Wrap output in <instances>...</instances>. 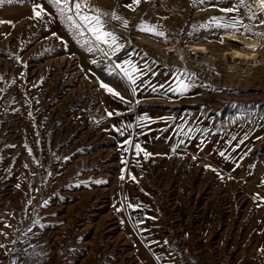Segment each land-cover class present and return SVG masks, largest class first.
Wrapping results in <instances>:
<instances>
[{
  "label": "rangeland",
  "instance_id": "obj_1",
  "mask_svg": "<svg viewBox=\"0 0 264 264\" xmlns=\"http://www.w3.org/2000/svg\"><path fill=\"white\" fill-rule=\"evenodd\" d=\"M234 3L142 0L135 11L123 13L120 0H91L102 10L118 7L128 15L127 28L105 17L107 28L125 45L117 55L131 52L150 69L146 74L175 77L174 85L179 77L193 85L176 97L133 95L121 78L98 71L106 69L108 59L85 51L77 41L90 34L74 37L47 0L0 3V21L6 22L0 24V262L143 264L137 242L144 245L146 237L137 231L144 226L151 233L150 221L184 264L190 255L182 246L181 211L197 219L209 199L218 214L242 211L244 200L236 205L233 173L218 176L210 163L205 169V162L183 142L146 148L138 135L151 124L137 125L141 113H149L152 127L161 134L181 125L178 137L196 121L202 123L209 149L214 143L217 150L235 149L236 141L250 138L264 148V39L210 22L212 17L236 16L220 11ZM34 4L49 15L33 19ZM239 15L254 32L264 31L247 19L244 9ZM142 22L159 26L166 39L138 31ZM255 41L261 43L256 57H235V50L250 52L242 47ZM194 44L205 50H191ZM92 59L100 66L90 63ZM100 81L130 102L126 108L111 106L124 102L100 88ZM168 88L162 90L172 94ZM128 124L132 127L126 128ZM129 139L152 155L142 159L132 155V148L125 152ZM235 224L237 217L231 229ZM197 240L196 247L205 241ZM206 249L192 251L194 261L216 264L218 251ZM223 254L229 263H243L239 251L225 248Z\"/></svg>",
  "mask_w": 264,
  "mask_h": 264
},
{
  "label": "crops",
  "instance_id": "obj_2",
  "mask_svg": "<svg viewBox=\"0 0 264 264\" xmlns=\"http://www.w3.org/2000/svg\"><path fill=\"white\" fill-rule=\"evenodd\" d=\"M120 1L126 10L121 11L123 13L128 12L130 9L125 7V5L132 3V0ZM113 10L116 11L118 15L128 20V15H125L122 12L119 13L118 11H120V8L118 7H116V9H106L104 11L111 12ZM115 24L118 27H123L118 21H115ZM111 59L115 62H122L123 60L131 59L138 65L139 68L146 70L140 60L131 52L122 53ZM98 71H107V69L100 68ZM174 79L176 78L172 76L155 78L150 74H145L141 77V80L137 81L136 94L155 93L160 97H176L178 95L165 92L160 87L161 85L164 87L175 86L173 83ZM153 86H156L158 90L154 92L152 90ZM116 105L124 108L127 106L125 102L124 104H121V102H118V104H111L112 107H115ZM141 115H146L150 118L149 121H145L144 123L151 124V129L140 131L138 135L140 136L139 138L141 142L144 141V144L147 145L146 148H149L150 146H157L165 149L164 146H169V144L176 145L177 143H181V141H183V143L190 146V149L192 150H189L191 152L199 156V158L205 162V169L207 167V163H210L211 165L213 164L211 167H216L218 169V176L221 175L222 177L233 173L236 177L235 180H233L234 184L232 186V188L236 189V191L235 189L233 190L237 200L236 205L239 206L240 198L244 200L242 211L238 213L232 212V215L227 214L228 210L218 214V206L211 199L205 203L203 213L199 214L200 217L197 219L193 218L194 214L189 215L187 212L181 211V228L179 230L181 231L180 234L183 235L182 246H184L186 251H188V254L186 255H190L188 260L185 261L187 263L184 264H198L194 261L196 258L192 256V251L198 247V252L203 253L204 251H200V249L205 250V247L208 245L210 247L208 250L206 249L207 251H218V261L216 264H233L232 261L229 263L226 260L227 256L223 254L225 248L230 253L237 251H239V253L241 252L238 257L242 256V264H264V148L259 147L260 145H255V140L250 138L245 140L240 139V144L236 141L235 149H221L219 146L217 150L216 143L211 145L209 149L205 146L206 142L204 140V136L202 138L200 129L202 123L193 121L192 126H186L187 133L184 132L182 135L176 137L175 133L176 131H179L181 125H179L172 133L167 132L166 134H161V131L157 132L156 129L152 127L151 115L149 113L144 112L141 113ZM145 136L146 139L144 138ZM223 145L225 147L228 146L225 142ZM142 148L145 149V147ZM151 149L155 151L154 148ZM221 152H224L225 155L221 156ZM132 155L135 156L134 153ZM139 157L143 159V153H141ZM141 173L139 172L140 175ZM195 181L201 182L199 179ZM206 182L207 181L205 180L204 187H206ZM193 184L194 186L196 185L195 183ZM194 186H192V195L196 193V191H193ZM234 194L232 193V196ZM192 195L190 198H192ZM210 201H212L214 205ZM153 217L154 215H149L150 220ZM236 217V228L231 229L232 223L234 224L236 222ZM226 220L227 222L224 223ZM218 221H220V223H218ZM229 222H231V224H229ZM219 224L221 227L219 226L220 228L218 229ZM149 226L152 230L151 233L145 232V229L147 228H144V226L142 229H138L137 231L138 235H140L142 239L143 237H146L144 245L141 242H137V246L140 248L138 252L141 251L145 257L142 263L183 264L177 252L175 253L173 248L165 242L162 235H160V231L158 229H154L153 223L150 221ZM225 226H227V228H225ZM214 236L216 237L214 238V242L212 241L214 243L213 245L211 244L212 242L210 239ZM196 238L199 240L204 239L205 241L199 242V245L196 247V241H198ZM149 243H151L152 246ZM212 248H215L216 250ZM219 253H221V255H219ZM199 257L202 258L203 256Z\"/></svg>",
  "mask_w": 264,
  "mask_h": 264
},
{
  "label": "snow or ice",
  "instance_id": "obj_3",
  "mask_svg": "<svg viewBox=\"0 0 264 264\" xmlns=\"http://www.w3.org/2000/svg\"><path fill=\"white\" fill-rule=\"evenodd\" d=\"M3 0H0L2 3ZM142 0H132V3L125 5L132 11L136 10V7L140 5ZM193 5L203 4L206 0H192ZM208 2L220 3L221 0H208ZM47 3L51 5L57 14V16L64 22H66L67 27L71 34L74 37H84L85 33L90 34L89 38L78 40L81 47L89 53H100L103 57L107 58L110 63L105 67L107 69L109 76L119 77L126 82L127 85L131 86V92L133 95L136 93L137 81L141 80V77L146 74V70H142L138 65L133 62L131 59L123 60L122 62L112 61V57L120 53L125 47L124 43L121 41V37L117 35L114 31L107 28V20L105 17L110 18L120 22V24L127 28L128 21L122 16L118 15L116 11H104L98 7H95L91 4V0H47ZM241 9L245 10L247 19L249 21L257 22V27H264V0H235L234 6L230 8H222L221 12L224 13H237L236 16L231 18L225 17H212L211 23H214L216 26L221 27L225 30H230L233 33H239L243 29L244 33H251L253 36H256L260 39H264V31L254 32L253 27L249 24L244 23V19L239 15ZM33 19H43L44 16L49 15L46 9L41 4L33 5ZM6 23L5 21H0V24ZM11 23V22H7ZM138 31L149 33L151 35L165 38L164 31L157 25H149L146 22H142L137 28ZM166 39V38H165ZM223 43V40L221 41ZM246 47L251 48L253 51L256 49L257 45H247ZM239 55V53H238ZM90 63L100 66L96 59H92ZM150 70V69H148ZM194 75V74H192ZM98 79V78H97ZM193 85L190 82H187L183 79L177 77L175 86H169L167 91H170L176 95L183 96L187 93ZM99 87L106 90L114 97H119L122 102L130 103L126 101L123 96L120 95L115 89L110 87L108 84L103 81L99 82ZM163 88V85L160 86ZM152 90L155 92L158 89L156 86L152 87ZM138 104L139 101L137 100ZM119 115V113H116ZM109 116H112L113 113L109 112ZM150 118L145 116H140L137 121L139 127H144L145 121H149ZM132 125L128 124L126 128H131ZM120 132L121 135L124 134L123 129H116ZM183 141H181L182 143ZM128 147H125L123 150L127 152L129 148L134 149V154L136 157H139L141 153L145 159H148L152 154L147 152L144 148L141 147L139 143L133 144L131 139L124 142ZM178 146V145H177ZM173 152L176 151L175 148L172 149ZM29 153L31 150L29 149ZM221 156H224L225 153L221 152ZM195 159V157H193ZM126 164L127 161H124ZM137 166H139V161H137ZM213 171H216L213 169ZM121 180H124L125 177L122 175ZM132 180L136 178L131 177ZM96 183H102V181H96ZM129 208H132L133 205L129 204ZM4 245H0L3 247Z\"/></svg>",
  "mask_w": 264,
  "mask_h": 264
},
{
  "label": "bare ground",
  "instance_id": "obj_4",
  "mask_svg": "<svg viewBox=\"0 0 264 264\" xmlns=\"http://www.w3.org/2000/svg\"><path fill=\"white\" fill-rule=\"evenodd\" d=\"M260 42H258V41H255V42H250V43H248L247 45H257V47H256V49L253 51L251 48H249V47H246V46H244V47H242V48H244V49H249L250 50V52L249 51H247V52H243V51H240V50H235L234 51V54H235V57H238V58H240V57H246L245 59H247V57H256L255 55V51L257 50V48L260 46ZM190 48H191V50H193V51H196V52H201L203 49L205 50V47L203 46V45H199V44H194V45H190ZM238 53H239V55H238ZM233 54V53H232ZM233 54V55H234ZM202 187V186H201ZM201 190V189H200ZM85 206V205H84Z\"/></svg>",
  "mask_w": 264,
  "mask_h": 264
},
{
  "label": "built area",
  "instance_id": "obj_5",
  "mask_svg": "<svg viewBox=\"0 0 264 264\" xmlns=\"http://www.w3.org/2000/svg\"><path fill=\"white\" fill-rule=\"evenodd\" d=\"M0 264H7V263H6V262H2V261H1V262H0Z\"/></svg>",
  "mask_w": 264,
  "mask_h": 264
}]
</instances>
